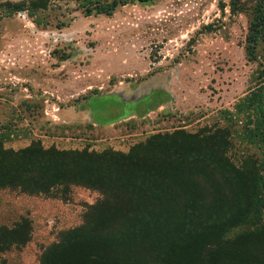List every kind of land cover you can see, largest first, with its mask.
<instances>
[{
	"label": "rangeland",
	"instance_id": "374dc122",
	"mask_svg": "<svg viewBox=\"0 0 264 264\" xmlns=\"http://www.w3.org/2000/svg\"><path fill=\"white\" fill-rule=\"evenodd\" d=\"M30 1L0 0V141L6 149L40 141L46 149L126 153L154 135L229 126L233 163L240 166L247 156L264 162L263 150L243 140L247 112L235 110L264 86V43L257 61L246 52L264 0H155L120 7L111 17L83 13V6L110 0L52 2L36 15L4 6ZM100 198L81 187L61 198L0 191V227L23 219L32 226L27 245L2 254L1 263L39 264L42 252L80 226Z\"/></svg>",
	"mask_w": 264,
	"mask_h": 264
},
{
	"label": "trees",
	"instance_id": "16d2710c",
	"mask_svg": "<svg viewBox=\"0 0 264 264\" xmlns=\"http://www.w3.org/2000/svg\"><path fill=\"white\" fill-rule=\"evenodd\" d=\"M72 1L4 6L36 15L52 2ZM154 1L98 2L83 6V13L111 17L120 7ZM238 13L233 5L232 14ZM263 43L260 2L246 39L250 61H257ZM263 92L259 87L235 110L247 112L243 140L264 155ZM232 147L229 126L154 135L126 153L46 149L40 141L14 151L0 141V191L61 198L81 187L100 194L82 224L62 232L39 264H264V162L247 156L237 166L229 156ZM31 227L26 219L13 228L0 227V258L27 245ZM236 229L241 231L231 236Z\"/></svg>",
	"mask_w": 264,
	"mask_h": 264
},
{
	"label": "crops",
	"instance_id": "0c3cea01",
	"mask_svg": "<svg viewBox=\"0 0 264 264\" xmlns=\"http://www.w3.org/2000/svg\"><path fill=\"white\" fill-rule=\"evenodd\" d=\"M87 123H89V122H85V124H87ZM116 125V124H115ZM94 126V125H93ZM95 127V126H94Z\"/></svg>",
	"mask_w": 264,
	"mask_h": 264
}]
</instances>
